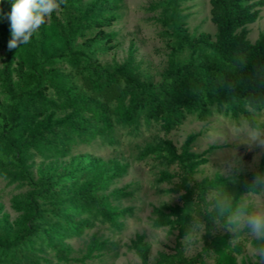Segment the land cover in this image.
<instances>
[{"label":"trees","instance_id":"1","mask_svg":"<svg viewBox=\"0 0 264 264\" xmlns=\"http://www.w3.org/2000/svg\"><path fill=\"white\" fill-rule=\"evenodd\" d=\"M122 1L66 0L30 43L12 50L7 18L12 0L0 4V175L27 187L14 200L18 218L0 216V264L46 263L48 251L63 262L98 256L104 242L96 236L80 257L69 256L65 239L95 221L118 228L119 218L130 211L98 193L124 175L126 166L84 158L85 164L72 163L63 172L39 168L35 176L36 157L44 162L68 156L73 146L95 139L116 145L122 133L136 138L154 126L168 134L191 114L205 119L215 111L237 125L246 121L256 127L264 112V32L250 41L246 28L264 0H209L213 35L188 29L185 3L191 0L152 2L148 10H158L153 19L168 50L158 81L145 76L132 46L121 62L104 63L97 56L115 46L117 32L106 28L120 19ZM195 138L189 134L177 146L159 136L138 150L140 159L157 157L164 166L157 180L177 195V202L155 207L152 221L156 228L176 231L171 251L151 263L150 243L136 234L131 247L138 264H205L209 257L214 264H236L237 235L218 216L216 202L228 197L235 203L248 195L245 184L264 171V156L253 170L197 179L208 158L207 150H192ZM194 220L205 232L200 250L188 256L182 240Z\"/></svg>","mask_w":264,"mask_h":264},{"label":"rangeland","instance_id":"2","mask_svg":"<svg viewBox=\"0 0 264 264\" xmlns=\"http://www.w3.org/2000/svg\"><path fill=\"white\" fill-rule=\"evenodd\" d=\"M90 0H83L84 3ZM155 0H123L120 9L121 17L111 27L106 30L117 32L115 46L102 53H98L101 62L113 63L123 61L132 46L135 49V59L140 63V68L146 77L153 81H158L166 63L167 49L162 39L157 35L160 27L154 22V17L158 10H148L149 5ZM188 5L190 16L188 18V29L196 33L207 32L211 35L215 32V25L210 21L209 0H191L185 3ZM58 13V11H56ZM49 19L45 24L49 23ZM44 24V25H45ZM248 29L247 37L254 41L260 32H264V5L260 8L258 18L246 25ZM2 61V50H0V65ZM0 98L4 99L0 94ZM256 127L264 131V112L257 116ZM249 125L243 121L240 125L235 124L230 119L213 111L205 119H199L198 115H189L177 128L164 134L158 127L143 128L141 136L133 138L122 133L119 143L108 145L101 139H95L90 144H77L73 146L71 155L42 162L40 157H36L32 166L33 174L36 176L39 168H53L57 172H63L75 162L85 164L86 160L100 159L102 161L115 160L118 164L126 166L124 175L114 178L108 182L106 187L100 191L107 197L110 204L119 207H129L130 211L125 212L120 218L118 228H112L98 221L85 228L78 236H71L65 239L70 247V257H80L85 251L87 244L94 235L103 240L104 247L98 256L85 259L84 261L63 262L57 260L51 251L46 256L50 261L42 264H138L139 258L131 247V239L136 234H142L144 239L150 243L151 263L155 261L162 251H171L175 242L174 230L167 227L156 228L152 225L155 217L154 209L162 204H172L177 202V195L167 193L166 189L170 184L157 180L159 170L164 168L155 155L147 156L143 159L138 157L139 148L146 142L152 141L159 136L170 138L177 146L189 134H196L192 143V150L201 152L207 150L208 161L199 167L196 178L212 176L218 172L223 175L231 174L235 169L227 166V161L237 154L243 160V170H253L264 156V151H247L244 145L247 135H235V127ZM222 135L223 140L213 141V137ZM111 170V169H110ZM122 190V191H121ZM27 187L19 186L17 183H8L0 175V203L2 213H6L8 220L14 222L18 218L19 212L14 208V200L19 195H24ZM249 195V194H248ZM256 207H264V193H259L252 197ZM78 219V217H76ZM221 231L225 229L221 228ZM236 243L239 244L238 251L235 252L236 264H255L250 251L255 243L245 228L236 234ZM201 240L193 247H185L188 256L194 255L200 250ZM205 264H214L213 258L205 259Z\"/></svg>","mask_w":264,"mask_h":264},{"label":"clouds","instance_id":"3","mask_svg":"<svg viewBox=\"0 0 264 264\" xmlns=\"http://www.w3.org/2000/svg\"><path fill=\"white\" fill-rule=\"evenodd\" d=\"M2 3L3 0H0V4ZM64 4L66 0H12L11 12L7 14L11 31L9 50L30 43L33 35L47 22L52 13L59 11ZM234 134L247 135V141L242 145L247 151H264V131L245 125L236 126ZM223 139L225 137L222 135L213 137V141ZM226 163L230 169H235L236 175L243 170V160L238 154ZM245 188L249 195L235 203L228 197H221L216 202V208L218 216L223 218L227 230L234 237L245 228L248 230L254 241L258 242L253 245L250 255L255 264H264V207H256L252 199L257 194L264 193V171H257L251 182L245 184ZM204 232L205 225L199 220H194L182 240L183 245L189 248L195 246L198 237L202 238Z\"/></svg>","mask_w":264,"mask_h":264}]
</instances>
